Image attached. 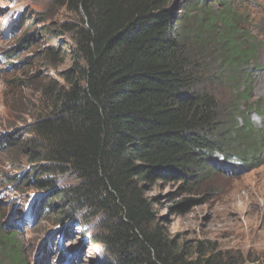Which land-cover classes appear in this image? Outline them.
I'll return each mask as SVG.
<instances>
[{
  "label": "trees",
  "instance_id": "obj_1",
  "mask_svg": "<svg viewBox=\"0 0 264 264\" xmlns=\"http://www.w3.org/2000/svg\"><path fill=\"white\" fill-rule=\"evenodd\" d=\"M247 2L57 0L76 18L60 26L71 66L63 83L41 84L28 137L19 145L7 135L5 146L28 161L23 182L36 178L49 192L39 214L96 222L90 241L110 264H244L210 243L173 239L141 184L179 183L193 194L217 174L264 164V125L252 120L264 110L250 103L262 42ZM227 80L224 105L215 87ZM64 176L75 183L57 189L54 178ZM23 255L15 234L3 232L0 264H25Z\"/></svg>",
  "mask_w": 264,
  "mask_h": 264
},
{
  "label": "rangeland",
  "instance_id": "obj_2",
  "mask_svg": "<svg viewBox=\"0 0 264 264\" xmlns=\"http://www.w3.org/2000/svg\"><path fill=\"white\" fill-rule=\"evenodd\" d=\"M247 1L252 33L262 42L259 61L264 65V0ZM56 2L0 0V235L15 234L25 264H110L105 251L90 241L99 233L96 222L85 223L80 215L61 221L56 212L39 214L49 192L36 188V178L23 182L28 161L16 147H5L7 135L19 145L28 137V125L42 109L41 84L48 78L63 83L60 75L71 66L70 35L62 34L60 26L76 18ZM49 52L58 58L51 61ZM251 85L250 103L258 102L264 110V70ZM215 90L228 104L233 93L228 80ZM252 120L263 129L264 115L253 114ZM54 180L57 189L75 183L72 176ZM141 186L158 223L179 243L191 247L210 243L244 264H264V164L240 176L217 174L193 194H183L179 183ZM187 199L194 200L192 206L179 212L176 208Z\"/></svg>",
  "mask_w": 264,
  "mask_h": 264
},
{
  "label": "bare ground",
  "instance_id": "obj_3",
  "mask_svg": "<svg viewBox=\"0 0 264 264\" xmlns=\"http://www.w3.org/2000/svg\"><path fill=\"white\" fill-rule=\"evenodd\" d=\"M1 17V16H0Z\"/></svg>",
  "mask_w": 264,
  "mask_h": 264
}]
</instances>
